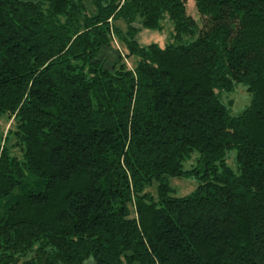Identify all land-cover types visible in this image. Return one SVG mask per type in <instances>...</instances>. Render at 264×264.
Returning a JSON list of instances; mask_svg holds the SVG:
<instances>
[{"label": "trees", "instance_id": "1", "mask_svg": "<svg viewBox=\"0 0 264 264\" xmlns=\"http://www.w3.org/2000/svg\"><path fill=\"white\" fill-rule=\"evenodd\" d=\"M193 1L0 0V264H264V0Z\"/></svg>", "mask_w": 264, "mask_h": 264}, {"label": "rangeland", "instance_id": "2", "mask_svg": "<svg viewBox=\"0 0 264 264\" xmlns=\"http://www.w3.org/2000/svg\"><path fill=\"white\" fill-rule=\"evenodd\" d=\"M187 4H188L189 14L195 17V19L200 22L201 18L198 16V11L195 6V2L193 0H188ZM90 7L92 8V6ZM171 27H173L172 23L169 20H167L165 23L164 32L160 33V32H155V31L144 30L141 33V35H139V40L143 44L156 41L157 43L164 46L166 42L168 41L169 36L171 34L170 33L172 31ZM121 51L124 55L126 54V51H124L122 47H121ZM129 66H132V61L130 59H129ZM225 98L227 100L234 101V104L232 106V111L234 114H239L243 112L251 104V100H252L251 94L248 92L247 88L242 84L238 85L233 92L226 94ZM9 124L10 123H8L7 126ZM235 154H236L235 151L232 152L231 154V157H233V159L235 157ZM194 156L197 157L198 154L196 153ZM229 164L231 165V167L236 168V165L235 163H233V161L230 162ZM197 184H198V181L194 178L171 179V185L175 189L176 191L175 194L178 197L189 195L196 188ZM152 191L155 192V190H152ZM19 264H22V263H19ZM86 264H96V262L93 259H89L86 262Z\"/></svg>", "mask_w": 264, "mask_h": 264}, {"label": "crops", "instance_id": "3", "mask_svg": "<svg viewBox=\"0 0 264 264\" xmlns=\"http://www.w3.org/2000/svg\"><path fill=\"white\" fill-rule=\"evenodd\" d=\"M154 42H156V41H154Z\"/></svg>", "mask_w": 264, "mask_h": 264}]
</instances>
